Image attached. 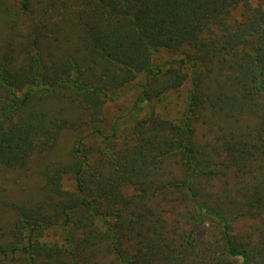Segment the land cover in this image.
Returning a JSON list of instances; mask_svg holds the SVG:
<instances>
[{
	"label": "trees",
	"instance_id": "trees-1",
	"mask_svg": "<svg viewBox=\"0 0 264 264\" xmlns=\"http://www.w3.org/2000/svg\"><path fill=\"white\" fill-rule=\"evenodd\" d=\"M254 1L0 0V264H264ZM186 84L184 117L158 113Z\"/></svg>",
	"mask_w": 264,
	"mask_h": 264
},
{
	"label": "rangeland",
	"instance_id": "rangeland-1",
	"mask_svg": "<svg viewBox=\"0 0 264 264\" xmlns=\"http://www.w3.org/2000/svg\"><path fill=\"white\" fill-rule=\"evenodd\" d=\"M263 3L264 4V0H255L254 4H260ZM255 6V5H254ZM245 11V7L241 6L238 7L235 12L234 15L237 18H240L241 15L244 13ZM175 57V55H170L169 53H164L163 55H159V60L158 61H164V59H168L171 60ZM138 82L135 83H131L129 85H127L126 87H124L123 89H120L118 91H116L113 96H112V100L109 102L108 106H107V110H106V116L108 119V122L110 123V126H112L111 124L115 121L118 120V123H116V125H121L122 123V118L121 117V113L126 110L130 104H132L133 100L137 97V92H138ZM190 88V84H186L184 88H182L180 91H177L175 93H172L171 95H169L168 99L166 100H162L159 103H155V105L157 106V111L158 113H165L167 115H169L170 117H174L177 120H181L184 117V112H185V100H186V96L188 93V90ZM143 115V114H142ZM112 133H110V131L107 133V135H111ZM66 143H73V137L69 140L67 139V141L65 140ZM6 182L4 183L5 186V191L4 193L11 195L12 193H16V190L14 189V185L11 183H8V181L10 179H12V182L14 179H17L16 175H7L5 177ZM66 186L68 187V189H72L74 187V181L71 177H69V179H66L65 181ZM127 195H131L134 194V187L130 186L129 188H127L126 190ZM17 195V193L15 194ZM27 196H23L20 199H25ZM255 223L254 221L252 222V220L250 221H244V222H238L236 223V228L237 230H241V231H245L247 230L251 224ZM198 227V228H197ZM199 230V232H198ZM201 229L199 228V226H196L195 229L193 230V234H201ZM60 236L57 234V232L51 230L48 231V234H46L43 239L51 244H55V243H60Z\"/></svg>",
	"mask_w": 264,
	"mask_h": 264
}]
</instances>
